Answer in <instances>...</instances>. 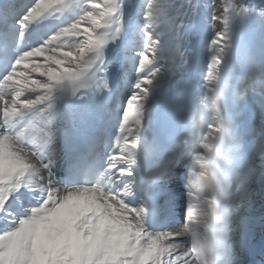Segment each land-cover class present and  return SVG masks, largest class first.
Instances as JSON below:
<instances>
[{
	"label": "snow or ice",
	"instance_id": "snow-or-ice-1",
	"mask_svg": "<svg viewBox=\"0 0 264 264\" xmlns=\"http://www.w3.org/2000/svg\"><path fill=\"white\" fill-rule=\"evenodd\" d=\"M0 264H264V0H0Z\"/></svg>",
	"mask_w": 264,
	"mask_h": 264
},
{
	"label": "rangeland",
	"instance_id": "rangeland-1",
	"mask_svg": "<svg viewBox=\"0 0 264 264\" xmlns=\"http://www.w3.org/2000/svg\"><path fill=\"white\" fill-rule=\"evenodd\" d=\"M210 2V1H209ZM210 36H211V29L209 28L206 33H205V42H207V40L210 39ZM258 35H257V39H258ZM256 73H253V75H255ZM248 121H250L252 123V126L254 128V131H255V134L256 136L258 137L262 131L261 129V125H260V120L258 118V116L256 117H253V116H250V115H247L246 114V117H245ZM256 208H257V212H259V201H257V205H256Z\"/></svg>",
	"mask_w": 264,
	"mask_h": 264
},
{
	"label": "trees",
	"instance_id": "trees-1",
	"mask_svg": "<svg viewBox=\"0 0 264 264\" xmlns=\"http://www.w3.org/2000/svg\"><path fill=\"white\" fill-rule=\"evenodd\" d=\"M210 2H215V3H219L220 0H209Z\"/></svg>",
	"mask_w": 264,
	"mask_h": 264
}]
</instances>
